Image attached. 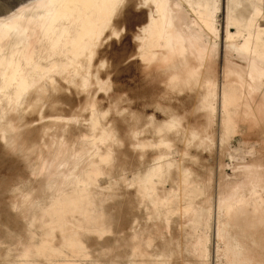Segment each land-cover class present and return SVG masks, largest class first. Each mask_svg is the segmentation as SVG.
<instances>
[{
  "label": "bare ground",
  "instance_id": "1",
  "mask_svg": "<svg viewBox=\"0 0 264 264\" xmlns=\"http://www.w3.org/2000/svg\"><path fill=\"white\" fill-rule=\"evenodd\" d=\"M225 121L259 132L264 150V0H30L0 16V151L11 154L10 185L27 201L21 218L43 231L34 252L45 264H70L52 261L53 241L82 253L73 230L99 222L86 203L107 181L121 183L131 223L134 198L186 214L194 203L184 186L205 182L225 206L218 253L226 264H264L261 164L215 188L209 168L188 164L203 159ZM148 127L154 140L143 135ZM173 145L179 159L162 149ZM177 167L186 176H174ZM162 168L169 187L157 179ZM26 173L39 182L38 202L16 189ZM22 241L19 259L29 252Z\"/></svg>",
  "mask_w": 264,
  "mask_h": 264
},
{
  "label": "rangeland",
  "instance_id": "2",
  "mask_svg": "<svg viewBox=\"0 0 264 264\" xmlns=\"http://www.w3.org/2000/svg\"><path fill=\"white\" fill-rule=\"evenodd\" d=\"M28 1L30 0H0V16L10 13ZM215 120L216 123L219 121L218 118ZM225 122L227 123H223V132L218 129L214 130L211 149L205 150L203 159L200 157L195 162L190 159L188 161L189 165L194 163L192 166L201 173L206 170L208 172L207 168L210 169L212 188L216 187L219 179L227 180L228 178L230 182L235 181L242 169L241 166L249 164V166H254L260 163L261 168H264V150L259 148L262 140L257 139L260 133L248 135L238 126L234 127L231 121ZM19 133H23L22 128L19 129ZM144 134L148 140H154L156 137L155 131L150 127L143 132ZM162 149L168 150L171 155L174 154V158L179 159V151L175 145L166 147V149L162 147ZM194 153L197 152L193 150L187 152V157L189 155L192 159ZM8 154L0 153V264H45L43 261L46 257L42 256L40 251L34 252L40 247L44 236L43 231L41 227L31 225L33 224L31 221L27 224L26 220L21 218L27 201H21V195L10 185L15 171L9 161L11 154L9 156ZM218 159L221 160L220 164ZM162 170V177L158 176L157 179L162 181L160 185L169 187V182L166 181L168 179L167 170L164 168ZM26 174L25 182L22 179L21 182L16 180L18 182L16 189L22 193L29 192L27 198L38 202L39 196L36 195L34 188L36 189L39 182L33 179L35 177L33 174ZM172 174L180 178L186 176L179 167ZM116 184L110 183L109 185L107 181L104 183L107 188L101 189L105 186L94 188L91 194L94 197L88 204L86 203V208L92 212L88 216L98 217L99 222L88 224L80 221L79 226L73 230L77 241L82 244V253H73L59 247V244L53 241L54 247L60 254L58 257H51L53 262L66 259V262L70 264H164L166 259L169 264H226L224 257L218 253L222 243L215 236V223L218 219L224 218L225 206L220 207L217 194L207 191L205 182L197 185L187 183L184 186L183 192L186 198L194 203L193 208L186 214H183L180 208L169 211L158 202L150 203L146 199L134 198V203H140L139 207L134 209L136 214L134 223H131L132 216L124 215L126 204L120 196L121 183ZM48 193L49 191L39 202L40 206L45 203ZM8 194L10 200L16 201L12 207L7 205L10 201ZM35 196H37L36 199L33 198ZM82 216L83 213H80L75 217L80 219ZM157 218L161 220V224L160 228L155 229L151 225ZM50 221L54 223V217ZM24 230L27 235L22 241ZM52 233L58 238L63 232L54 228ZM20 240L22 244L19 245L29 251L28 256L23 259H19V255H16L18 250L16 247Z\"/></svg>",
  "mask_w": 264,
  "mask_h": 264
}]
</instances>
